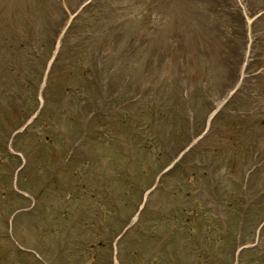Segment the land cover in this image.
<instances>
[{
	"label": "rangeland",
	"instance_id": "1",
	"mask_svg": "<svg viewBox=\"0 0 264 264\" xmlns=\"http://www.w3.org/2000/svg\"><path fill=\"white\" fill-rule=\"evenodd\" d=\"M60 1L66 11L55 10L50 0H0L2 46L13 42L7 33L9 30L14 33L15 29L8 26V21H16V16L17 20L18 16L21 18L16 28V37L19 36L21 40L28 36L35 38V30L39 28L47 37V43L50 40L46 33L52 29L58 31L59 24L67 18L66 26L58 31V40L49 51V63L44 68L43 77L38 80L37 93L32 94V99L25 102V115L18 111L12 101L19 87L11 73L12 69L5 64L9 56L3 47L0 48V163L6 159V155L10 157L6 150L8 146L13 149L22 147L24 156L23 159L13 158L15 162L8 167L7 163L0 177V264H64L70 260L67 264H239L235 259L236 249L243 242L249 245L253 242L252 236L256 234L258 236L257 240L255 236V241L258 245L251 250L244 249L239 261L242 264H264V223H260V217L264 216V0H98L90 10L98 37L92 26L88 27L90 34L84 31L85 20L81 16L89 14H84L80 6L89 0ZM244 7L247 9L246 14L238 11ZM76 16L80 23H73L77 26L71 27L66 34L68 25ZM221 19L226 22L224 27L220 26ZM245 28L250 34H247L246 40H255V46L250 53L245 52L243 59ZM151 44H154V48ZM219 46L222 50L215 52ZM188 50L204 54L208 52L213 65L203 73L196 70L190 63L194 59L191 53L186 52ZM36 51L41 55L38 59L45 56L46 52L42 49ZM26 57L19 65L26 62L31 69L40 68L38 65L34 68L32 61ZM172 57H176V61L166 62ZM54 59L55 62L60 59L64 63H70L61 71L62 65L56 66ZM98 60L102 62L101 69L96 67ZM147 61L151 65L144 75L143 84L147 79L148 87L141 88V92L137 88L141 85L144 72L142 65ZM130 63H136V67L131 68ZM162 63L166 64L163 68L165 76L157 73L153 77L152 66L156 68ZM93 65L94 72L91 70ZM88 73H94L93 79L98 82L97 87L94 80L91 84L87 79ZM80 77L83 80L79 82V89L83 95L73 93L64 96L66 88L75 90ZM99 79L103 83L102 87ZM5 81H10L11 86H5ZM180 85L186 87L184 91L189 93L190 98L182 96ZM226 88L228 89L225 91ZM150 94L152 96H147ZM165 94L170 95L171 101L162 96ZM38 97L41 104L38 103ZM134 98L137 100L133 102ZM115 104L122 105L123 109L128 105L129 118L136 126L137 133L139 132L135 135L131 148L137 155L134 160L138 166L136 169L145 168V162H153L150 167L154 170L147 175L145 184L149 183L153 172H159L172 160L179 148L188 145V141L193 144L191 149L193 157H196H192L193 166L197 163V158H208L205 148L211 152V160L215 162L221 156L223 158L224 150L240 153L237 161H227L228 164L224 163L227 166L225 169L216 167L214 174L211 173L210 183L214 190L204 188L202 183L205 180L203 175L200 176L198 167L195 172L198 179L196 195L200 197V194H207L210 203V209L206 208L209 213L201 218L204 223L202 228L207 233L210 228V233L217 239H212L207 257L203 254L197 237L195 255L190 254L189 243L182 238L170 241L173 250L140 253V256L127 249L129 237L126 240L117 239L112 247L114 234L109 237V244L96 245L92 249L89 247L95 240L90 233L78 235L77 238L71 234L68 243L69 221L63 211L65 193L60 191V185L42 184L40 181L49 177V172L45 174L48 168L56 170L60 166L59 160L65 157L66 151L60 144L61 138L69 139L73 153L74 150L79 153L83 148L84 152L98 160L106 156L108 151L101 146L107 147L103 145L107 139L104 140L102 132L108 134V128L115 126L110 116L113 113L106 112L110 105ZM157 109H164L163 114L156 112ZM115 110L120 116L127 114L118 108ZM30 115L32 118L36 117V121L24 128L25 119ZM117 122L121 125L122 120ZM18 126L20 129L24 128V132H19L17 139L11 142L9 133ZM120 127L123 131L127 130L124 125ZM27 129L33 135L31 151L28 150ZM98 133L100 139H96ZM205 133L206 137L203 136ZM236 133L239 135L236 136ZM48 135L52 137L48 142L54 137L57 141L47 144ZM110 135L114 136L112 133ZM141 136H157L162 143L158 147L143 149L138 143ZM80 137V141H77ZM94 138L103 142L95 149V144L92 143ZM116 145L112 153L120 154ZM116 157L120 159V164L116 167L122 168L121 155ZM156 157H160V160L157 161ZM83 159L85 161L84 157ZM71 165L75 168V158ZM250 168L253 169L252 172L248 171ZM116 177L123 181L125 175L118 173ZM176 178L174 173H164L162 176L163 180L169 181ZM57 179V176L52 177L51 183ZM63 179L62 176L60 181ZM212 180L216 181L215 185ZM126 182L125 179V184ZM241 185H245L243 189L247 190V203L238 205L242 200ZM124 189L122 185V190ZM49 194L55 205L48 203ZM157 194L163 195L158 191L149 198ZM227 197L229 200H224ZM167 199L170 200V197ZM176 201L179 199L163 206L154 204V212L150 209L146 212L143 210L140 217L150 220L145 217L151 218L150 214L152 217L163 215L165 221L169 219L168 224L176 221L179 232L184 235L186 232L182 231L188 229L187 224L183 221L182 224L178 218L173 217L179 211L178 208L174 209ZM229 201L232 203L229 204ZM134 203L135 198L125 203L127 214ZM199 204L197 213L200 210L202 213L203 203ZM166 207H170L168 211L164 210ZM181 207L183 206L180 205ZM69 208L72 207L69 205ZM158 209H163L166 213H159ZM237 210L245 215L239 219L241 242L234 233L220 239L215 235L221 231L217 215L223 218L224 214L230 215ZM199 215L201 214H197L198 219ZM230 219L234 226L238 225L235 215ZM22 223L24 227L21 226ZM234 226L228 232H234ZM158 228L152 227L154 232ZM61 231L66 235L63 241ZM103 233L101 230L100 235ZM5 239L11 240L10 244ZM8 244L22 256L14 257ZM80 252L91 254L88 257L79 256Z\"/></svg>",
	"mask_w": 264,
	"mask_h": 264
},
{
	"label": "trees",
	"instance_id": "2",
	"mask_svg": "<svg viewBox=\"0 0 264 264\" xmlns=\"http://www.w3.org/2000/svg\"><path fill=\"white\" fill-rule=\"evenodd\" d=\"M10 47L13 49L12 45H10Z\"/></svg>",
	"mask_w": 264,
	"mask_h": 264
}]
</instances>
